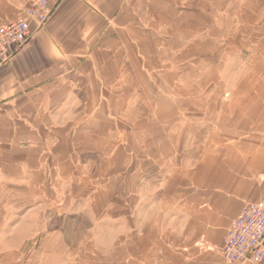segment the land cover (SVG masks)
Masks as SVG:
<instances>
[{
  "label": "crops",
  "instance_id": "0c3cea01",
  "mask_svg": "<svg viewBox=\"0 0 264 264\" xmlns=\"http://www.w3.org/2000/svg\"><path fill=\"white\" fill-rule=\"evenodd\" d=\"M260 199L264 0H62L0 66V264H251Z\"/></svg>",
  "mask_w": 264,
  "mask_h": 264
},
{
  "label": "built area",
  "instance_id": "2783aa9c",
  "mask_svg": "<svg viewBox=\"0 0 264 264\" xmlns=\"http://www.w3.org/2000/svg\"><path fill=\"white\" fill-rule=\"evenodd\" d=\"M23 14L0 25V66L41 30L62 0H23ZM229 262L257 264L264 259V200L247 203L232 221L221 248Z\"/></svg>",
  "mask_w": 264,
  "mask_h": 264
}]
</instances>
